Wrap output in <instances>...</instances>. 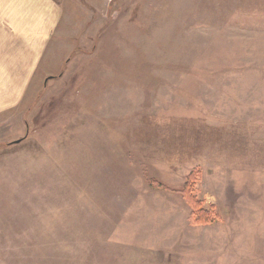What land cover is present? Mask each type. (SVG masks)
Returning a JSON list of instances; mask_svg holds the SVG:
<instances>
[{
    "label": "rangeland",
    "instance_id": "rangeland-1",
    "mask_svg": "<svg viewBox=\"0 0 264 264\" xmlns=\"http://www.w3.org/2000/svg\"><path fill=\"white\" fill-rule=\"evenodd\" d=\"M60 1L0 71V264H264V0Z\"/></svg>",
    "mask_w": 264,
    "mask_h": 264
},
{
    "label": "crops",
    "instance_id": "crops-1",
    "mask_svg": "<svg viewBox=\"0 0 264 264\" xmlns=\"http://www.w3.org/2000/svg\"><path fill=\"white\" fill-rule=\"evenodd\" d=\"M64 13L60 0H0L1 75H31L36 63L50 55Z\"/></svg>",
    "mask_w": 264,
    "mask_h": 264
},
{
    "label": "trees",
    "instance_id": "trees-1",
    "mask_svg": "<svg viewBox=\"0 0 264 264\" xmlns=\"http://www.w3.org/2000/svg\"><path fill=\"white\" fill-rule=\"evenodd\" d=\"M194 173H191L184 187V194L188 202L193 206L194 212L192 214V221L197 224L209 223L212 219L210 216V211L201 208L200 201L197 200L193 193L194 186Z\"/></svg>",
    "mask_w": 264,
    "mask_h": 264
},
{
    "label": "water",
    "instance_id": "water-1",
    "mask_svg": "<svg viewBox=\"0 0 264 264\" xmlns=\"http://www.w3.org/2000/svg\"><path fill=\"white\" fill-rule=\"evenodd\" d=\"M21 140H17V142H20Z\"/></svg>",
    "mask_w": 264,
    "mask_h": 264
}]
</instances>
